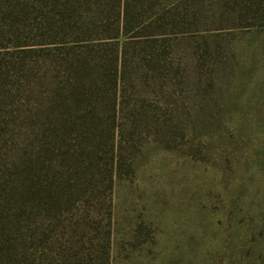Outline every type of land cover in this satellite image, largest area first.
I'll return each instance as SVG.
<instances>
[{"label": "rangeland", "instance_id": "rangeland-1", "mask_svg": "<svg viewBox=\"0 0 264 264\" xmlns=\"http://www.w3.org/2000/svg\"><path fill=\"white\" fill-rule=\"evenodd\" d=\"M0 264H264V0H0Z\"/></svg>", "mask_w": 264, "mask_h": 264}]
</instances>
